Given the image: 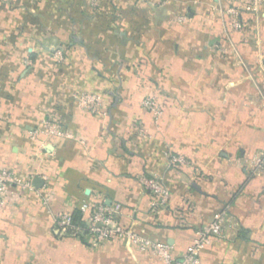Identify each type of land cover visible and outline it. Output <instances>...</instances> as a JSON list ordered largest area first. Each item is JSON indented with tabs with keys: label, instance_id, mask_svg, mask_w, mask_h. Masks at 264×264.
<instances>
[{
	"label": "crops",
	"instance_id": "crops-1",
	"mask_svg": "<svg viewBox=\"0 0 264 264\" xmlns=\"http://www.w3.org/2000/svg\"><path fill=\"white\" fill-rule=\"evenodd\" d=\"M239 16L225 0H0V167L32 185L0 208V264H167L58 225L84 203L121 205L118 224L177 259L223 213L200 264H264V6Z\"/></svg>",
	"mask_w": 264,
	"mask_h": 264
},
{
	"label": "built area",
	"instance_id": "built-area-1",
	"mask_svg": "<svg viewBox=\"0 0 264 264\" xmlns=\"http://www.w3.org/2000/svg\"><path fill=\"white\" fill-rule=\"evenodd\" d=\"M227 3V11L235 18L233 26L241 27L239 15L242 10L258 12L260 7L264 6V0H225ZM244 3L245 5L241 6ZM78 99L91 112L102 113V98L96 94L82 93ZM143 106L151 112L155 117L159 118L163 111V105L154 95H148L143 99ZM49 122H46L48 125ZM39 132L34 129V135ZM144 183L152 189L155 196L161 198L165 202L170 197L168 187L151 180L143 179ZM32 188L31 181H23L8 167H0V208L7 206L13 195L18 194L21 190ZM121 205L116 204L107 207L103 203L81 205L80 210L83 215L87 214L84 221L87 223L92 238V244L99 246L106 242L114 233L121 236L126 235L127 238L136 242L143 249H152L157 255L163 258L167 264H200V256L214 237L224 236V228L226 218L223 213L215 214L213 220L196 231L195 238L188 246L182 258L177 259L172 254V246L167 243L152 242L135 234L132 231H126V227L116 222V217L120 212ZM59 226L63 229L74 227L73 214L67 213L59 217L57 220Z\"/></svg>",
	"mask_w": 264,
	"mask_h": 264
},
{
	"label": "rangeland",
	"instance_id": "rangeland-1",
	"mask_svg": "<svg viewBox=\"0 0 264 264\" xmlns=\"http://www.w3.org/2000/svg\"><path fill=\"white\" fill-rule=\"evenodd\" d=\"M60 51H61V48H59L58 46H55V47H54V53H55L54 56L57 58V60L63 61L64 59L62 58V54H61ZM82 93H83V92H82ZM82 93H81V94H82ZM81 94H77V95H76V98H78ZM97 96H99V95H97ZM100 97H101V96H100ZM263 158H264V157H262V156H257V162L260 163V166L264 164V163H262V162H264ZM259 169H260V168H259ZM263 173H264V170L260 169V170L254 171V172H253V176H254V175L257 176V175H259V174H263Z\"/></svg>",
	"mask_w": 264,
	"mask_h": 264
},
{
	"label": "trees",
	"instance_id": "trees-1",
	"mask_svg": "<svg viewBox=\"0 0 264 264\" xmlns=\"http://www.w3.org/2000/svg\"><path fill=\"white\" fill-rule=\"evenodd\" d=\"M73 222L74 224H78V225H83L84 224V220H83V215L81 213V210H78L76 212H74L73 214Z\"/></svg>",
	"mask_w": 264,
	"mask_h": 264
},
{
	"label": "water",
	"instance_id": "water-1",
	"mask_svg": "<svg viewBox=\"0 0 264 264\" xmlns=\"http://www.w3.org/2000/svg\"><path fill=\"white\" fill-rule=\"evenodd\" d=\"M38 182H40V180H38ZM40 183H38V185H39Z\"/></svg>",
	"mask_w": 264,
	"mask_h": 264
}]
</instances>
